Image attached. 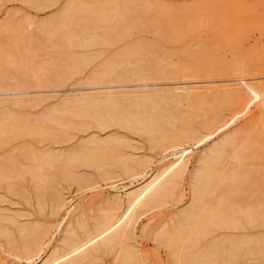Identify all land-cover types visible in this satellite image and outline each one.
I'll return each mask as SVG.
<instances>
[{"label":"rangeland","instance_id":"rangeland-1","mask_svg":"<svg viewBox=\"0 0 264 264\" xmlns=\"http://www.w3.org/2000/svg\"><path fill=\"white\" fill-rule=\"evenodd\" d=\"M67 11L71 12L73 18L69 23L70 30L78 29L76 32L80 34V39L86 43L89 40V43L67 44L68 40L62 36L69 29L67 33L65 28L61 29L65 33L58 35L53 19ZM20 21L25 24L27 36H31L28 43L22 41L26 46L24 48L22 42L18 43L20 45L11 42L15 45L13 46L7 41L11 23L20 24ZM42 23L46 26L41 30ZM0 24V46L2 48L4 43L2 49L8 51L1 52L0 48L1 56L4 54V57L11 56L15 60L0 59V76L4 77L6 85L0 89V117H11V122L21 128H31L32 125V128L62 127L66 131L63 134L65 132H60L62 129L57 131L56 128L55 133L49 136L27 133L13 136L9 133L1 137L6 143L0 146V214L3 215H0V264H28L33 256V259L43 257L52 244H59V238L65 233L67 225L81 233L80 224L90 225L100 219L108 208L114 206L120 212L124 207L125 189L136 188L162 163L174 158V154L170 153L171 149L162 151L150 147L144 131L130 130L118 122L95 125L89 122L88 115L81 114L78 110L90 113L91 108L94 110V107L99 106L98 102L103 104L113 100L118 102L120 108L136 111L143 103H135V100L144 99V95L148 93L158 95L165 92L168 87H173L174 81H186L189 85L198 86V91L212 86L208 91L210 100L200 104L197 102V107L187 100L177 105L180 111L188 113L187 126L197 134L196 138L183 145L188 147L189 152L186 168L163 201L142 209L134 217L130 227L125 228L126 235L122 237L121 243L114 244L111 248H101L102 252L91 251L79 261L80 264H176L168 253V246L160 242V233L163 236L164 233L171 232L175 223L179 224L180 221L176 220L183 215L182 210L185 212L189 208L199 156L229 137H233L238 145L242 142L245 130L258 129L256 125L264 117V91L261 93L259 90L258 95L253 96L246 105L229 107L226 102L219 100L222 88H238L246 82L264 85V0H0ZM22 48L24 52L28 49L26 57ZM12 50L17 51L15 53ZM20 55L30 59L28 61L22 58L26 64L32 61L36 66L37 79L27 77L26 81L29 83L24 85L26 87L23 84L7 85L6 81L13 83L17 79L18 75L14 74L17 71L13 68L21 64L16 61ZM167 63L170 67L184 65L185 77H154V68ZM152 66L154 67L151 68ZM234 66L242 67L241 73L234 72L231 69ZM69 70L73 71L72 74L65 77ZM140 72L144 74V78L137 75ZM60 77H63L62 81L58 82L56 79ZM21 78L18 76V80ZM77 97H81L80 104L85 102L86 105H79ZM108 97L112 99L108 100ZM90 103L98 105L92 107ZM161 105L164 108L175 106L169 100ZM95 110L103 118L107 117L105 108ZM91 139H113L120 142L115 152L110 150L112 158L107 160L102 169L81 160H71L73 154L81 150L79 146ZM31 152L44 156H64L63 162L59 159V163H53L56 168L47 165L54 176H50L51 171L44 168L49 170L50 181L42 188L39 196L35 190L36 178L32 176L33 179H30L29 174H25L31 168L30 165L33 168L36 164L30 159ZM248 152L251 156L247 158L260 161L254 150ZM122 156L146 159L145 171L136 175L121 173L117 160ZM65 159L74 164L67 167ZM229 161L233 162V159L230 158ZM21 168L23 171L19 170ZM14 172H20L22 176ZM259 173L254 170L248 175L256 178L254 188L258 187V178L261 176ZM17 177L20 179L17 180ZM253 186L247 189L242 185L240 190L245 189V192L241 197L244 198L246 192L248 195ZM242 192L234 195L240 196ZM54 197L62 202V207L55 212L51 210ZM65 210L68 211L67 214H64ZM63 216L64 220L58 229L55 227L57 219ZM8 218L13 219L12 222ZM73 220H78L75 225ZM18 224L29 227L48 226L42 239V247L28 257L11 249L8 243L18 235ZM262 228L264 226L259 229ZM260 230L255 233L260 234ZM247 231L245 228L226 227L214 234L216 236L223 233L232 237L238 232ZM253 231L252 229L251 232ZM126 251L131 252L134 257L128 259ZM123 254L127 259L123 258ZM239 260L241 264H259L254 253Z\"/></svg>","mask_w":264,"mask_h":264},{"label":"bare ground","instance_id":"bare-ground-1","mask_svg":"<svg viewBox=\"0 0 264 264\" xmlns=\"http://www.w3.org/2000/svg\"><path fill=\"white\" fill-rule=\"evenodd\" d=\"M85 12H87V9L85 10ZM72 19L73 18L71 16V12L68 11L63 13L61 12L57 17L53 19L55 22L54 24L55 29L57 30L58 35L59 34L61 35L62 33L64 34L69 29L68 33L66 32L67 34L66 35L64 34L65 36L61 35L62 38H66L68 40L67 44L72 45L76 42V44L78 45L79 44L85 45L89 43V40L86 43L85 41H82V38L80 39V34L76 32L78 29L75 30L71 28L70 30L69 23H71L70 21ZM22 21L19 22L20 24H18V22L17 23L15 22V24L12 22L11 26L8 28L10 32L9 33L7 32L8 33L7 36L9 37L7 38L9 40L7 41H10V43L13 42L15 45L16 44L20 45L18 43L22 41L27 42L31 37V36L30 37L27 36L28 34L25 31L27 29H24L25 24H23ZM21 22L24 27L21 25ZM45 26L46 25H43L42 23L41 30ZM61 29H64L65 32H63ZM24 42H22L23 48L26 47L24 46ZM0 43H1V39H0ZM6 43L8 44L9 42ZM3 46L4 43L2 44V48ZM2 48H1L2 51L0 50L1 52L5 50ZM23 48L22 51L24 52ZM27 50L26 52H24L23 54L24 56L25 53H27ZM5 51L8 52L7 50ZM16 51L17 50H15L14 52L16 53ZM1 54L2 53H0L1 60L5 58L6 60L12 61L14 59V57L11 56L10 57L12 59H10L9 56L4 57L3 56L4 54L2 55L3 56L2 57ZM19 54H21V52ZM21 55L18 57L19 59L15 58L17 59L16 61L18 63L20 62L21 64L13 62V64H18V66L14 65L17 68L14 67L13 69L17 71V73L14 74H17L19 77L22 78L18 80V76H17L16 81L14 80L15 82L13 83L6 81L7 85L15 84L16 86L17 85L22 86L21 84H23L24 86L27 83H29L26 81L27 77H28L27 79H30L31 76L35 77L37 75V68L33 64V62L31 61V63L26 64L25 63L26 61L24 62L23 60L24 59L28 60V59L25 58L26 56L21 57ZM28 57L30 56L28 55ZM166 65L155 67L154 77L163 78V79L164 78L169 79V77L170 78L185 77L184 65H179L175 67H170L168 63ZM154 66H152L151 68H153ZM239 66H242V64H240ZM239 66L237 67L234 66L231 69L234 70V72L238 73V71L242 69V67L240 68ZM5 71L4 73L6 74ZM72 72H73L72 70L67 71L65 73V77L70 76ZM239 73H241V71ZM137 75L140 76L141 78L145 77L143 76L144 74L141 72L138 73ZM14 77L16 78V75H14ZM1 78H0V89L2 88V86H6L4 85L5 84V79H3L4 77L2 78V80ZM62 78L60 77L59 79L56 80L60 82L62 81ZM12 79H13V75H12ZM35 79L37 78L35 77ZM8 80H10V78H8ZM39 82L40 80L38 81V83ZM174 82H173V87H168L165 92L159 93L158 94L159 96L148 93L144 95V99L135 100L134 101L135 103H140V101L141 103H143L140 104L141 105L140 108H138V110L136 111H131L128 108L126 109L120 108L118 102L111 100L112 98L110 97H108L110 98L108 100L111 101H105L103 104H101V102H98L99 106H96V108L94 106L98 104L90 103L92 107H94V110L97 108H102V109L105 108L107 110L106 118H103L102 115H98L96 110L94 111L93 108H91L92 112L90 113L83 112L84 111L83 109H82L83 111L78 110L81 112V114L88 115L90 117L89 122L95 125H105V124H112L118 122V123H123V125L126 128H129L130 130L144 131L149 140L150 147L162 151L171 149L170 153L174 154V158L172 160L162 163L155 171L151 172L148 176H146L143 179V181L139 183L138 186L136 185L137 186L136 188L130 190L128 188L125 189V191L123 192L124 207L120 212H117L116 211L117 209L114 206L108 208L100 219H96V221L92 222L90 225L85 226L83 224L84 226H82L80 224L81 233H78L77 230L73 229L72 226L67 225V227L64 228L65 233H63L59 238L60 243L58 244V242H56V244L54 243L52 244V246L50 245L51 247L46 253L44 252L45 255L43 257L36 258L38 260L33 259L35 256H33V258L31 257L32 260L29 261L28 264H77L84 255H87V253H90L91 251H95V250L101 251V248H111V246H113L114 244L121 243L122 237L126 235L125 228L130 227V225L134 220V217L138 213H140L142 209L147 207L149 208L153 205L158 204L159 202L163 201V198H165V196H167L170 193V189L172 188L173 184L176 182V179L179 176H181L182 172L187 166V159L189 152H188V147H183V145L188 141L197 137L196 132L191 127L187 126V124L189 125L187 119L188 113L185 110L180 111L177 105L181 104L182 101L184 100L192 102L194 106L198 105L197 102L200 104L204 101L210 100L211 96L209 97L208 91H209V87H212L210 85L208 87H205L204 90L198 91L197 90L198 86L189 85L188 84L189 82L186 81H180L175 83ZM259 90L262 93V91H264V85L259 86L256 83L253 84L246 82V84H243L238 88H235V86L225 87L221 89L222 95L219 96L220 98L219 100L222 102H226V105L229 107H233L240 104L246 105L251 101L253 96L258 95L257 93ZM80 98L81 97H79L77 100H79ZM167 100L174 102L175 106H172L171 108H164L161 104H163V102H167ZM77 103L79 105L85 104V102L80 104V100ZM169 118H172L173 120H170ZM11 121H12L11 117L10 118L3 117L0 119V146L4 142L6 143V141L1 137L4 135L6 136V134L9 133H11L13 136L14 135L16 136L18 134H26V133L27 135L39 134V135L49 136V135H53L55 133L56 128H58V127H56L55 129L43 128V127L32 128V125L31 128L30 127L21 128V126H18ZM258 124L259 125L258 126L256 125V127L259 128L254 131L252 129L251 131L250 129H248L249 131H246L247 129L245 130V135L241 140L242 142H240L238 145H236V140L233 137H229L223 139L222 142H219L215 146L209 148L207 153L199 156L197 175L196 178L194 179L195 181L191 186V202L188 205L189 208L185 212L183 211L184 209L182 210V212L180 211L181 213H183V215L182 216L180 215L181 218L179 217H178L179 219L177 218L176 221L178 222L179 220L180 222L179 224L177 223V225L175 223L176 228L173 226L175 230L173 229L171 230V232H168L166 234L163 232L164 233L163 236L162 233H160L162 237V238L160 237L161 240L160 242H163L164 245L166 244L168 246L169 248L168 253H170V256H172L171 258L174 259V263L176 264H230V263L241 264V262L240 263L238 262L239 259L245 258L250 253H254L256 255V259L258 260L259 264H264V232H262L264 228L260 230L261 227L264 226V117H262L259 120ZM256 127H254V129ZM59 129H62V127L58 128L57 131ZM62 131L65 133H63ZM60 132L66 134V131H64V129H62ZM118 143L120 142H117L113 139H108V140L91 139L87 142H83L82 145L79 146V148L81 147V150L73 154V159L71 160H76V161L81 160L82 162L91 164L92 166L95 165L97 168L102 169L103 165L107 163V160L112 158V155L109 153L110 150L115 152L117 150V147L119 146ZM248 150L249 151L254 150L255 151L254 153H256L260 157V161L257 158L258 156H256V158L259 162H255L253 159L247 158L251 156L250 155L251 153L249 152L247 153ZM63 157H64L63 155L58 157V156H54L53 154H49L48 156L36 155L34 152H31L30 159L34 161L36 164L33 168H32L33 165H30L31 168L30 169L28 168L29 173L25 172V174L26 175L29 174V177H31L30 179L36 178L34 179V181L36 180L37 189L35 190L37 196H39V194L42 192L41 191L42 188H44V186L50 181L49 177L53 175V172L50 170L51 168H53V166L55 167L56 165L53 163H56V161L59 159L61 162H63L62 161L64 160ZM65 158L67 157L65 156ZM230 158L233 159V162L229 161ZM65 161H67L66 163H68L69 160L65 159ZM146 162H147L146 159L144 160L134 157L132 158L129 156H122L117 160V163L120 165L121 168L120 169L121 173L129 174V175L141 174L143 171H145L144 165L146 164ZM57 163H59V161H57ZM66 163H63V165H66ZM69 164H74V163L69 162L67 164V167ZM111 164L113 163L111 162ZM47 165L52 167L48 168ZM247 165H249L250 167L249 166L247 167ZM45 167L49 169L52 173L49 172V170H45L44 169ZM15 170L18 171L17 168H15ZM19 170H22V168ZM24 170L27 171L26 169ZM254 170L259 171L261 173V174L259 173L261 176L258 175L259 181L257 188H254L253 186L254 184L253 182L256 180V178H251L252 176H248L249 173ZM17 175L22 176L20 175V172H18ZM16 179L18 180L20 179V177H17ZM242 185H244V187L247 189L253 186V190L251 189L248 195L246 192L245 194L247 196L245 195L246 197L244 196V198L241 197L242 196L241 194L245 192V189L244 191L240 190ZM239 191L240 192L243 191V192L240 193V196L239 194H235L236 196H239L236 197L234 193H239ZM116 193L117 192H115V194ZM54 199L55 202L52 205L51 210L55 212L57 209L59 210V208L62 207V202L57 197H54ZM37 208L40 210L41 207L40 208L37 207ZM65 211L66 212L64 214H67L68 211L67 210ZM9 220L11 221L13 219H9ZM57 220L58 221L55 226L56 228H58L60 223L64 220V216ZM77 221L78 220H76V222ZM76 222H74V225ZM16 227H17L18 235L15 236L12 241L10 242L8 241V243H10L9 245L11 249H15L21 254L28 257L33 252L35 251L37 252V250H39L40 247H42L41 246V244H43L42 239L46 235L48 230L47 225L39 226V227L37 226L29 227L25 224H18ZM226 227L238 228V229L245 228L248 229V231L240 232V233L238 232V234L236 233V235L232 237L225 236L223 233H218L215 236L214 234L215 231H219L222 228H226ZM249 229L251 230L249 231ZM252 229L254 230L253 232H251ZM256 230H260L261 232L258 231L260 232V234L255 233ZM3 233L5 234V231ZM210 233H212L211 237H210ZM251 233L254 234L251 235ZM249 244H251V246H248ZM126 252L128 253L125 255L129 254V256H127L128 259L129 258L132 259L134 257V255L131 253L132 250L131 252L129 251ZM125 255L123 254V258Z\"/></svg>","mask_w":264,"mask_h":264}]
</instances>
